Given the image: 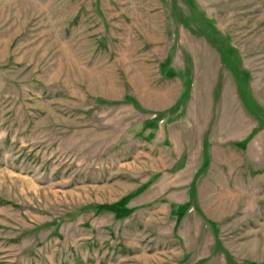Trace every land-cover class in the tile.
<instances>
[{"label":"rangeland","instance_id":"obj_1","mask_svg":"<svg viewBox=\"0 0 264 264\" xmlns=\"http://www.w3.org/2000/svg\"><path fill=\"white\" fill-rule=\"evenodd\" d=\"M0 264H264V0H0Z\"/></svg>","mask_w":264,"mask_h":264},{"label":"trees","instance_id":"obj_2","mask_svg":"<svg viewBox=\"0 0 264 264\" xmlns=\"http://www.w3.org/2000/svg\"><path fill=\"white\" fill-rule=\"evenodd\" d=\"M128 198L129 197L127 196L116 203L102 204V205H99L98 207L102 210L111 211L119 217H124V216H127L131 212V210L127 208Z\"/></svg>","mask_w":264,"mask_h":264}]
</instances>
